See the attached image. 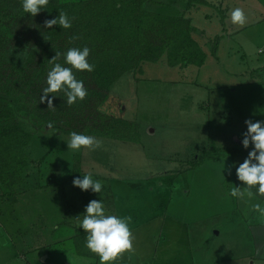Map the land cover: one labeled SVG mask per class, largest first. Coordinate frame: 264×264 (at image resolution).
Wrapping results in <instances>:
<instances>
[{
	"label": "rangeland",
	"instance_id": "obj_1",
	"mask_svg": "<svg viewBox=\"0 0 264 264\" xmlns=\"http://www.w3.org/2000/svg\"><path fill=\"white\" fill-rule=\"evenodd\" d=\"M202 1L145 5L190 21L208 59L166 57L115 87L108 110L138 127L134 140L85 133L100 146L74 151L70 134L33 131L26 184L13 195L0 186V264H100L76 254L74 237L101 199L108 214L132 217L133 249L115 264H264V196L256 187L252 198L230 195L246 192L233 167L252 150L242 144L245 121H264V0ZM236 7L243 26L232 23ZM83 174L103 182L101 194L73 185Z\"/></svg>",
	"mask_w": 264,
	"mask_h": 264
},
{
	"label": "trees",
	"instance_id": "obj_2",
	"mask_svg": "<svg viewBox=\"0 0 264 264\" xmlns=\"http://www.w3.org/2000/svg\"><path fill=\"white\" fill-rule=\"evenodd\" d=\"M148 2L49 0L46 9L34 17L23 11L21 0H0V186L5 195H13L26 184L30 166L27 150L34 139L33 131L48 129L51 123L49 129L66 135L75 131L118 141L134 140L140 135L138 127L115 120L108 110L115 87L143 73L147 64H157L166 57L171 65H205L208 55L194 38L190 21L152 14L145 10ZM60 11L68 14L72 27L47 28L46 21L57 18ZM85 46L91 50L88 61L94 69L73 71L84 81L86 98L69 106L60 91L53 94V108L46 101L41 103L54 63L70 67L64 61L68 49ZM71 179L61 186L66 188ZM74 241L78 256L99 260L85 246V231Z\"/></svg>",
	"mask_w": 264,
	"mask_h": 264
},
{
	"label": "clouds",
	"instance_id": "obj_3",
	"mask_svg": "<svg viewBox=\"0 0 264 264\" xmlns=\"http://www.w3.org/2000/svg\"><path fill=\"white\" fill-rule=\"evenodd\" d=\"M21 3L23 11L35 17L42 9H46L49 0H21ZM230 15L233 24L243 26L247 22V15L243 8L232 9ZM54 25H59L62 29L72 27L68 14L62 11L57 18L46 21L47 28L51 29ZM90 51L86 46L82 49L73 47L68 49L64 56L65 64L70 67L54 63L47 74V87L43 89L40 97L41 103L46 101L49 108H53V101L56 98L53 94L60 91L66 95V103L69 106L86 98L88 90L84 81L78 80L73 70L93 71L94 65L88 61ZM58 55L59 53L52 61H55ZM245 123L247 131L243 134L242 144L245 149L251 148L252 150L242 163L235 162L233 167L236 168L238 180L246 185L243 188H246V192L242 191L239 186L230 192L232 197L241 199L245 197V194L248 198H252L254 193L251 189L253 187L257 188L259 195L264 196V121L253 122L249 119ZM48 127L51 128L53 125L49 123ZM66 142L68 148L74 151L100 146V141L95 137L75 131L70 134V139ZM73 185L85 192L91 190L98 194H101L104 188L103 182L94 179L91 174H83L82 178H74ZM80 217L82 219L78 226L86 232L85 246L99 256L100 264H115L122 253L133 249L134 236L130 227L132 217L108 214L103 199L90 201Z\"/></svg>",
	"mask_w": 264,
	"mask_h": 264
},
{
	"label": "crops",
	"instance_id": "obj_4",
	"mask_svg": "<svg viewBox=\"0 0 264 264\" xmlns=\"http://www.w3.org/2000/svg\"><path fill=\"white\" fill-rule=\"evenodd\" d=\"M238 140H240L239 138H238ZM82 169H83V165H82ZM264 227H261V230H260V228H259V230L257 231V232H259V231H264V229H263ZM254 229H257V228H253V230ZM256 232V233H257ZM255 240H257V236H255ZM258 241V240H257Z\"/></svg>",
	"mask_w": 264,
	"mask_h": 264
}]
</instances>
